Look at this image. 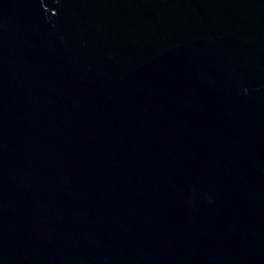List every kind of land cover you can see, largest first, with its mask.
<instances>
[{
	"label": "water",
	"instance_id": "obj_1",
	"mask_svg": "<svg viewBox=\"0 0 264 264\" xmlns=\"http://www.w3.org/2000/svg\"><path fill=\"white\" fill-rule=\"evenodd\" d=\"M0 264H264V0H0Z\"/></svg>",
	"mask_w": 264,
	"mask_h": 264
}]
</instances>
